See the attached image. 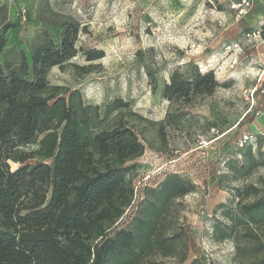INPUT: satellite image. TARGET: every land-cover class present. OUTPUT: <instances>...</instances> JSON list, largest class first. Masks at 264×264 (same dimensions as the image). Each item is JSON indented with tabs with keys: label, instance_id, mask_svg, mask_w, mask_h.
Instances as JSON below:
<instances>
[{
	"label": "rangeland",
	"instance_id": "rangeland-1",
	"mask_svg": "<svg viewBox=\"0 0 264 264\" xmlns=\"http://www.w3.org/2000/svg\"><path fill=\"white\" fill-rule=\"evenodd\" d=\"M237 2L0 0V33L4 24H16L4 32V51L21 49L28 59L43 30L59 42L55 23L71 17L85 26L77 55L63 68L52 67L49 83L78 89L84 104L97 107L101 120L94 130L122 121L144 146L140 156L124 164L134 196L110 230L140 232L134 255L112 253L106 264L246 262L243 246L254 226L240 216V205L264 196V32L250 41L246 33L259 29L264 0L241 14L231 7ZM92 48L104 56L86 61L83 51ZM76 65L80 72L87 66L92 71L79 74ZM195 67L214 72L219 86L211 95H196L187 103L162 97L173 71L189 75ZM117 98L127 105L106 114ZM179 112L178 121L167 117ZM245 132L253 137L239 145ZM37 148L22 147L33 152L26 163L38 160ZM9 164L11 169L21 165ZM173 177L190 190L166 197L162 182ZM149 227L152 239L172 243V252L162 243L141 251ZM223 231L229 235L222 237Z\"/></svg>",
	"mask_w": 264,
	"mask_h": 264
},
{
	"label": "trees",
	"instance_id": "trees-1",
	"mask_svg": "<svg viewBox=\"0 0 264 264\" xmlns=\"http://www.w3.org/2000/svg\"><path fill=\"white\" fill-rule=\"evenodd\" d=\"M55 25L59 42L43 30L30 59L21 49L4 51V32L16 24H4L0 33V264H106L112 253L133 256L140 233L110 230L134 196L124 164L140 156L144 146L122 121L94 130L101 120L97 107L84 104L78 89L49 83V70L63 68L77 55L78 36L85 29L71 17ZM83 55L93 61L104 51L92 48ZM75 67L79 74L92 71L91 66L82 72ZM217 86L212 70L195 67L189 75L173 71L161 94L171 103H187L196 95H211ZM126 105L117 98L105 112ZM167 117L178 121L181 113ZM29 144L38 145L34 163H26L33 152L22 150ZM10 160L21 165L11 169ZM162 187L166 197L190 190L174 177ZM239 211L254 226L243 246L247 260L242 264H264V196L241 204ZM151 230L142 232L141 251L162 243L172 252V243L152 239Z\"/></svg>",
	"mask_w": 264,
	"mask_h": 264
},
{
	"label": "built area",
	"instance_id": "built-area-1",
	"mask_svg": "<svg viewBox=\"0 0 264 264\" xmlns=\"http://www.w3.org/2000/svg\"><path fill=\"white\" fill-rule=\"evenodd\" d=\"M256 0H238L237 3H233L232 4V8L237 10V14H241L243 12H245L246 9L250 8L253 3ZM21 15L25 16V10L22 9L21 10ZM264 32V19L261 21L259 29L255 32H251V33H246V40L250 41L251 39H255L257 37H260V35ZM256 90V88L252 91L254 92ZM262 91H264V87L262 89ZM253 135L249 132H245L241 135L240 139H239V145H243L244 143H246L247 141H249L250 139H252Z\"/></svg>",
	"mask_w": 264,
	"mask_h": 264
}]
</instances>
